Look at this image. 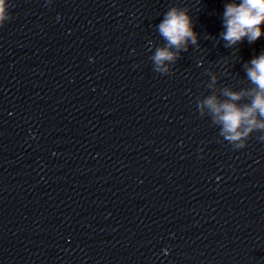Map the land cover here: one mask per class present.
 I'll list each match as a JSON object with an SVG mask.
<instances>
[{"label": "clouds", "instance_id": "clouds-1", "mask_svg": "<svg viewBox=\"0 0 264 264\" xmlns=\"http://www.w3.org/2000/svg\"><path fill=\"white\" fill-rule=\"evenodd\" d=\"M8 7L7 0H0V26L11 18ZM262 24L264 0H240L239 3L232 0L224 5V30L221 32V38L226 41L227 47L236 45L245 38L249 43H254L264 35ZM157 29L168 42V47L158 48L151 59L157 66V72L168 74L167 68L159 66L164 61H174L180 50H188L189 44L197 45L198 34L194 31L188 9L175 6L165 13ZM171 47L177 52L170 51ZM246 72L248 79L258 88L250 105L241 108L228 101L218 103L214 95L203 102L211 110L214 122L222 124L221 135L236 148L245 147L253 132H264V119H257V115L264 118V53L251 59L250 66L246 65ZM212 79L215 82L214 76ZM224 94L230 97L231 101H235L241 99L244 93L225 90ZM261 139H264V136Z\"/></svg>", "mask_w": 264, "mask_h": 264}]
</instances>
